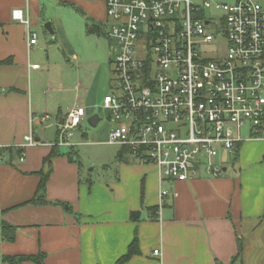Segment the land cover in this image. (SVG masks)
<instances>
[{
  "label": "crops",
  "instance_id": "1",
  "mask_svg": "<svg viewBox=\"0 0 264 264\" xmlns=\"http://www.w3.org/2000/svg\"><path fill=\"white\" fill-rule=\"evenodd\" d=\"M56 2L79 5L88 21L109 20L105 0ZM14 9L36 33L45 21L42 0H0V60L11 59L0 66V264L22 257L18 264H115L134 238L138 253L122 264H264V138L243 132L218 177L199 168L190 179L161 180L154 165L125 161L119 148L113 174L83 178L79 162L44 138L48 121L44 128L38 118L49 116L42 73L48 59L38 37L28 45ZM62 117L58 112L55 142ZM30 131L39 144L25 148L20 162L18 145ZM52 148L57 155L44 161ZM47 172L45 203H30ZM161 189L169 194L159 197ZM132 211L140 212L139 221L130 219ZM2 223L13 230L3 233Z\"/></svg>",
  "mask_w": 264,
  "mask_h": 264
},
{
  "label": "built area",
  "instance_id": "2",
  "mask_svg": "<svg viewBox=\"0 0 264 264\" xmlns=\"http://www.w3.org/2000/svg\"><path fill=\"white\" fill-rule=\"evenodd\" d=\"M105 11L114 47L113 87L102 99L112 122L107 144L154 165L161 180H179L199 168L220 176V153L232 156L244 129L247 138H264V0H105ZM11 17L36 45L29 17L21 9ZM85 117L83 106L70 108L55 143L76 144ZM48 119L38 122L46 128ZM37 144L33 131L24 135L19 161Z\"/></svg>",
  "mask_w": 264,
  "mask_h": 264
},
{
  "label": "rangeland",
  "instance_id": "3",
  "mask_svg": "<svg viewBox=\"0 0 264 264\" xmlns=\"http://www.w3.org/2000/svg\"><path fill=\"white\" fill-rule=\"evenodd\" d=\"M45 21L36 27L40 55L48 59L42 68L43 83L46 92V110L50 116L44 138L55 143L58 112L65 116L71 107L79 104L85 108L86 117L82 126L73 131L70 146H60L61 151H73L72 156L79 162L83 178H102L114 172V161H118L117 145L107 144L112 122L102 109V99L113 87L110 58L114 47L106 37V32L113 25L111 20L100 23L102 34H89L85 24L88 22L79 9V5H58L56 0H42ZM42 21V19H41ZM50 22L54 37L43 29V24ZM224 48V42L218 44ZM97 114L100 118L95 127L89 126L88 117ZM42 134V128L36 126ZM245 132V129L243 130ZM129 161L128 156L124 157ZM218 160L230 166L232 156L221 152Z\"/></svg>",
  "mask_w": 264,
  "mask_h": 264
},
{
  "label": "trees",
  "instance_id": "4",
  "mask_svg": "<svg viewBox=\"0 0 264 264\" xmlns=\"http://www.w3.org/2000/svg\"><path fill=\"white\" fill-rule=\"evenodd\" d=\"M85 26H86V31L89 34H97V35H100V34L103 33L100 24H97V23L88 21L85 24ZM8 64H11V59L8 58V59L0 60V66L1 65H8ZM71 149H73V147H71ZM235 152H236V149H235ZM72 154H73V152L71 150L68 153L69 160L71 159V155ZM121 154H122V151L119 152L118 158L121 157ZM55 155H57V152L52 148V150L49 152V154L44 158V161H48L51 157H53ZM47 178H48V172L46 174H41L40 175V181H39V184H38L36 193L32 197V199L29 201L30 203H33V204H44L45 203V200L43 199V191L45 189V184H46ZM129 216H130V219L133 220V221H139L140 220V212L139 211H132ZM1 230L4 233L5 231L13 230V227H11L10 225H8L6 223H2L1 224ZM7 237L9 239H12L13 238V233L11 232V235H9ZM240 251H241V247H240V242L238 240V242H237V256H239ZM136 253H138L137 239L134 238L133 241H132V243L128 247L127 253L124 256H122L121 258H119L115 264H122L123 262H125L126 260H128L132 255H134ZM23 258L24 257H22V258H9V261L18 264V262L21 259H23ZM25 258L33 259V260H36V261L38 260L37 258H34V257L33 258L32 257H25Z\"/></svg>",
  "mask_w": 264,
  "mask_h": 264
},
{
  "label": "water",
  "instance_id": "5",
  "mask_svg": "<svg viewBox=\"0 0 264 264\" xmlns=\"http://www.w3.org/2000/svg\"><path fill=\"white\" fill-rule=\"evenodd\" d=\"M43 28L51 37H54V30H53V27H52L50 22L44 23ZM99 120H100L99 116L97 114H94V115H91L90 117H88L87 123L89 124V126L95 127L97 125V123L99 122ZM59 123L61 124L62 120H60ZM35 140L39 141L37 136H35Z\"/></svg>",
  "mask_w": 264,
  "mask_h": 264
}]
</instances>
